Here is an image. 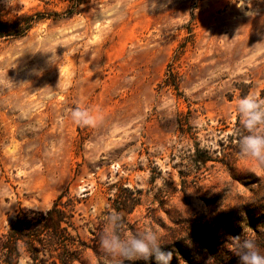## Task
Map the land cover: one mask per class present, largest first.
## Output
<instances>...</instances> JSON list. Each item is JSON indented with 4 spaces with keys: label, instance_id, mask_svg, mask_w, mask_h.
<instances>
[{
    "label": "rangeland",
    "instance_id": "obj_1",
    "mask_svg": "<svg viewBox=\"0 0 264 264\" xmlns=\"http://www.w3.org/2000/svg\"><path fill=\"white\" fill-rule=\"evenodd\" d=\"M0 11L21 27L0 38V232L69 191L89 245L74 264H113L99 247L113 210L130 232L157 229L170 264H240L227 245L245 227L264 252V164L239 155L236 126L241 94L264 88V0H0ZM77 103L92 125L72 120ZM198 146L213 160L196 163Z\"/></svg>",
    "mask_w": 264,
    "mask_h": 264
},
{
    "label": "trees",
    "instance_id": "obj_2",
    "mask_svg": "<svg viewBox=\"0 0 264 264\" xmlns=\"http://www.w3.org/2000/svg\"><path fill=\"white\" fill-rule=\"evenodd\" d=\"M3 17L4 14L0 11V38L11 35L21 28H17L19 26L4 20ZM28 18L30 22L24 27L25 29L31 25L34 16ZM174 74L173 67L169 65V79L165 82L166 85L178 89ZM246 94L244 90L241 95L243 97ZM258 98L264 99V88L261 89ZM236 126L237 132L242 133L239 116ZM229 157V161L236 160L232 156ZM210 160L213 159L209 151L198 146L194 161L206 164ZM226 164L231 165L229 162ZM115 200L123 207H127L130 203L136 204L130 202L128 196L122 197L120 194ZM79 203L77 196L65 191L46 210L20 208L13 222L6 230L0 232V264H74L89 247L80 236L76 224ZM23 258L26 259L25 263H22Z\"/></svg>",
    "mask_w": 264,
    "mask_h": 264
},
{
    "label": "clouds",
    "instance_id": "obj_3",
    "mask_svg": "<svg viewBox=\"0 0 264 264\" xmlns=\"http://www.w3.org/2000/svg\"><path fill=\"white\" fill-rule=\"evenodd\" d=\"M239 116V155L252 158L264 164V99L253 95L239 98L236 105ZM72 120L80 126H90L94 117L88 108L79 103L71 111ZM264 231V228L261 229ZM162 236L157 229L141 225L135 231H128L125 221L118 211H109L103 217L99 235V247L111 257L113 264L126 261L148 260L156 264H170L171 251H164ZM228 249L239 257L240 264H264V252L260 249L257 234L245 227L244 235L230 237ZM208 264H215L209 258Z\"/></svg>",
    "mask_w": 264,
    "mask_h": 264
}]
</instances>
